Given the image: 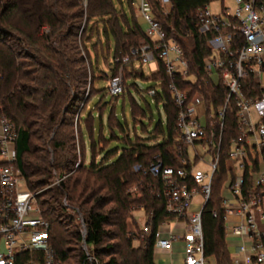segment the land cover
<instances>
[{
  "label": "trees",
  "instance_id": "obj_1",
  "mask_svg": "<svg viewBox=\"0 0 264 264\" xmlns=\"http://www.w3.org/2000/svg\"><path fill=\"white\" fill-rule=\"evenodd\" d=\"M149 1L165 37L175 40L183 49L188 74L197 77L195 86L180 77L174 78L175 85L192 91L200 86L208 106H221L222 88L202 75L207 37L198 35L195 28L197 12L214 0H170L172 8L165 16L160 14L154 0ZM118 2L122 9V2ZM124 2L130 14L129 4L137 14L132 0ZM122 15L117 17L112 0H0V113L16 128L17 166L27 189L35 194L41 216L49 224V245L60 264H156L152 237H145L140 231L129 234L126 223L137 209L151 216L153 228L166 215L163 200L157 197L162 184L148 174L150 163L159 159L164 166L190 170V164L181 163L185 149L177 141L174 130L177 109L170 98V81L161 63L158 72L149 76L131 64L123 66L124 92L119 97H110L116 100L126 93L130 96V89L138 91L134 83L127 86V81L160 82V92L153 99L162 104L166 128L158 123L150 135L154 144L148 143V139L130 141L126 136V148L116 158L112 159L116 151L106 152L98 162L92 158L87 165L82 162L74 169L75 145L66 148L64 141L68 137L61 132L69 126L66 116L77 102L73 95L86 85L87 79L77 32L84 30L90 19L103 21L102 33L114 40L111 74L104 80L107 82L117 75L120 66L113 63L114 59L129 55L141 41L148 42L139 23L133 21L129 25L124 12ZM132 102L135 116L137 107ZM235 112L231 105L224 119L218 168L201 215L204 255L213 264H231L224 242L221 189L227 174L232 173L227 153L231 138H237ZM95 147L92 144L91 154ZM178 150L182 157L178 156ZM258 156L257 153L254 159L249 156L251 166L244 170L247 183L251 173L257 171ZM135 166H139L136 172ZM55 173L61 180L50 187ZM131 187L135 189L134 195L129 191ZM213 212L216 218L212 217ZM134 240L139 243L136 247L132 244ZM83 243L91 262L86 260ZM16 264L22 263L16 260Z\"/></svg>",
  "mask_w": 264,
  "mask_h": 264
},
{
  "label": "built area",
  "instance_id": "obj_2",
  "mask_svg": "<svg viewBox=\"0 0 264 264\" xmlns=\"http://www.w3.org/2000/svg\"><path fill=\"white\" fill-rule=\"evenodd\" d=\"M154 1L164 16L172 8L170 0ZM132 3L146 25L143 31L148 42L141 41L129 55L113 60L120 66L117 75L107 81L106 95L114 98L123 94V66L131 64L141 69L142 65L153 64L154 75L161 63L170 81V98L177 109L174 128L177 141L185 149L181 163L190 164L188 172L164 166L159 159L148 165V174L162 184L157 197L163 200L166 215L153 228L151 216H145L141 210L140 233L152 237L154 255L169 256L162 264H174L170 256L175 244H181L179 264H209L204 255L201 215L218 168L224 119L234 105L238 132L236 139L231 138L227 153L232 173L227 174L225 183L229 198L221 201L222 221L225 223L230 215L239 218L229 229V234L241 242L231 264H264V156L260 155L264 153V0H234V11L223 9L218 16H213L208 6L196 14V31L207 37L202 75L208 82L219 85L224 93L223 104L217 108L207 105L200 86L192 91L175 85V77L194 86L197 81L196 75L188 74L183 49L175 40L165 37L149 0ZM159 92L160 82L146 91L152 98ZM198 106L204 108L203 123L196 110ZM16 140L14 124L0 113V264H16V260L22 264H60L49 245V224L41 216L35 194L27 189L17 166ZM188 149L193 152V162L188 159ZM251 150L261 157L263 168L255 173L250 185L244 179V170L251 166ZM178 156L182 157L181 150ZM200 163L207 170L197 169ZM133 169L136 172L139 166ZM196 196L202 198V203L192 210V199ZM212 217H217L216 212ZM84 234L83 230V237ZM81 247L86 260L91 262L87 246L83 243Z\"/></svg>",
  "mask_w": 264,
  "mask_h": 264
},
{
  "label": "rangeland",
  "instance_id": "obj_3",
  "mask_svg": "<svg viewBox=\"0 0 264 264\" xmlns=\"http://www.w3.org/2000/svg\"><path fill=\"white\" fill-rule=\"evenodd\" d=\"M120 1L122 2V9L120 8L118 0H112L117 17H123L122 14L124 12L129 25L134 21L133 23H139L141 28L145 30L146 25L134 12L132 5L129 4L131 7L130 14L124 0ZM207 8L213 16H218L223 9L233 12L235 3L234 0H214ZM102 26V20L93 18L86 23L84 30L81 29V31L79 30L77 32L79 50L87 67V79L86 85L82 86L73 95L77 98V102L73 109L70 110V114L66 116L69 126L61 132V134L68 137L64 141L66 148H72L75 145V152L72 153L76 159L74 169L82 162H84V165H87L92 158L95 162H98L106 152L116 151L117 154L112 159L116 158L126 148V136L130 141L134 139H148V143L152 145L155 141L150 140V135H152L158 123L160 122L162 127L164 129L166 128L162 104H156L154 99L145 93L147 89L154 87V84L151 82L140 79L127 81V86L134 83L138 91L136 92L134 89H130V96L126 93L123 98L120 97L116 100L106 96L107 82L104 80L111 74L110 70L112 69V65L110 64V59L113 54L114 40L112 36H105L102 33ZM141 70L145 76H149L155 70V66L153 64L142 65ZM213 81H215V78ZM132 100L137 107L135 116L132 115ZM196 110L201 117L200 122L203 123L204 119L202 116L204 108L198 106ZM139 111L144 112L145 115L142 116ZM250 113L253 123H255L256 117L253 109L250 110ZM92 144L96 147L91 154L90 149ZM187 152L188 159L193 162L194 156L192 150L188 149ZM198 154H201L199 150ZM205 167L204 164L197 165V168L200 170L205 171ZM60 180L57 173H55L54 180L49 186L53 187ZM129 191L134 195L135 189L133 187ZM140 220H143V212L137 209L131 213V219L126 223L129 234L135 235L139 231L142 224ZM132 244L135 247L139 245L136 240Z\"/></svg>",
  "mask_w": 264,
  "mask_h": 264
},
{
  "label": "crops",
  "instance_id": "obj_4",
  "mask_svg": "<svg viewBox=\"0 0 264 264\" xmlns=\"http://www.w3.org/2000/svg\"><path fill=\"white\" fill-rule=\"evenodd\" d=\"M250 156L252 157V159L255 158V153L253 150L250 151ZM261 158V157H260ZM260 158L258 156V164H257V171L262 169L263 166L260 162ZM201 164V163H200ZM205 165V164H204ZM206 166V165H205ZM196 168H197V165H196ZM199 169V168H197ZM205 170H207V166L205 167ZM256 171V172H257ZM256 172H253L251 173V177H250V181L248 182V184H250L252 182V179L255 175ZM227 181V180H226ZM226 183V182H225ZM225 183H223V186H222V189H221V198L222 199H228L229 198V194H228V191L227 189L225 188ZM251 185V184H250ZM200 203H202V198L200 196H196L192 199V206H191V209L192 210H196L198 208V206L200 205ZM237 221H239V218L234 216V215H230L228 216V219L225 223H223V231H224V242H225V245H226V248H227V251L229 253V259H230V263H231V260H232V256L234 255L235 253V250L236 248L241 245V242L238 241L236 238L232 237L230 234H229V229H230V226L233 224V223H236ZM155 257V263L156 264H162V263H165L168 261V257L167 255H154ZM170 258L173 259L174 261V264H179L181 259H182V249H181V244H175L173 246V253L172 255L170 256ZM207 262L209 264H213V261L211 258H206Z\"/></svg>",
  "mask_w": 264,
  "mask_h": 264
}]
</instances>
